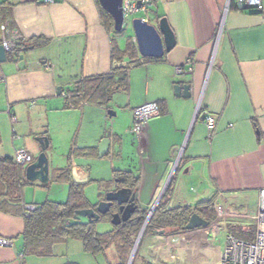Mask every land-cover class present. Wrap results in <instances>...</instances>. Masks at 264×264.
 Here are the masks:
<instances>
[{
  "label": "crops",
  "instance_id": "obj_1",
  "mask_svg": "<svg viewBox=\"0 0 264 264\" xmlns=\"http://www.w3.org/2000/svg\"><path fill=\"white\" fill-rule=\"evenodd\" d=\"M234 2L154 0L138 18L152 25L165 19L174 43L161 58H149L139 54L133 31L122 36L107 27L98 0H0V26L6 38L20 36L17 50L33 39L44 42L19 52L23 70L12 53L0 62V157L13 159L21 147L33 162L41 152L35 138L48 141V183L26 181L20 203L0 208V239L12 240L11 247L0 246V264L51 257L24 253L22 206L65 201L69 183L54 177L66 168L74 183L85 184L91 207L115 190L116 171H128L136 177L135 201L146 215L167 188V210L212 200V208L217 202L230 214L219 221L217 234L209 227L213 218L205 228L146 235L140 255L154 264H219L224 246L216 237L222 231L253 240L258 192L264 189V13L238 10ZM187 59L192 71L177 75ZM113 67L126 69V90L105 105L68 107L66 93L76 82ZM187 84L189 97H176L173 87ZM150 102L161 111L138 139L130 131L132 110ZM206 117L215 119L212 132ZM103 139L109 145L100 157ZM100 224L96 230L105 229L99 233L111 230L109 222ZM66 244L54 245L52 254ZM103 256L106 263L115 261L112 248Z\"/></svg>",
  "mask_w": 264,
  "mask_h": 264
},
{
  "label": "trees",
  "instance_id": "obj_2",
  "mask_svg": "<svg viewBox=\"0 0 264 264\" xmlns=\"http://www.w3.org/2000/svg\"><path fill=\"white\" fill-rule=\"evenodd\" d=\"M100 13L105 23H107V27L112 30L113 24L110 16L101 9ZM112 32L118 33L113 30ZM43 43L41 39H33L31 47H36ZM131 47V44L127 43L125 53L133 54ZM126 88V69L113 67L108 74L83 78L76 82L73 88L66 93L69 97L68 107H77L82 102L105 105L115 92L126 90ZM157 105L161 111L159 103ZM22 168V165L16 164L13 159L0 157V208L5 211V202L13 205L20 203L22 189L28 184L22 178ZM69 172L70 170L66 168L60 170L54 177L56 182L65 180L69 183L68 196L65 202L58 203L46 200L36 205L35 211L30 216H25L22 212L24 217V253L37 256H52V247L54 245L65 243L68 240H77L81 242L84 252L92 256L103 255L112 248L115 261L106 264H127L130 251L144 222L146 212L137 206L126 222L112 226L111 230L107 232L99 233L96 230V224L104 221L109 222L110 215H101L97 222L75 217V211L94 208L95 206L91 207L85 198L83 191L85 184L74 183ZM114 179L116 182L115 189L127 187L136 196V177L131 172L116 171ZM168 194L169 190L167 188L161 201L151 214L142 238L152 232L161 230L164 231V234L170 235L182 233L184 232L183 227L193 213L208 222L213 220L212 200L198 203L194 207L167 210L162 200L168 197ZM140 245L135 251L131 264H154L140 255Z\"/></svg>",
  "mask_w": 264,
  "mask_h": 264
},
{
  "label": "water",
  "instance_id": "obj_3",
  "mask_svg": "<svg viewBox=\"0 0 264 264\" xmlns=\"http://www.w3.org/2000/svg\"><path fill=\"white\" fill-rule=\"evenodd\" d=\"M121 1L122 0H98V3L103 11L111 17L115 32L122 31L123 18L121 12ZM131 27L138 52L142 57L161 58L163 53L168 51L173 46V35L165 19H160L157 24L152 25L140 18H135L131 21ZM31 49V46H25L20 50L15 49L12 52L14 60L17 62L18 69L23 70L25 68V63L19 52H25ZM5 60L6 53L0 45V62H4ZM173 88L174 95L176 97L181 96L183 98H188L190 95L189 84L183 86L175 85ZM56 91L57 94L60 93L59 88H57ZM35 141L39 144L41 152L37 155L33 162L25 167L24 179L29 183L39 182L41 184H47L48 159L45 152L48 149V141L45 137H36ZM108 145V139L101 140L98 146L100 157L107 152ZM136 208L137 205L135 204V196L129 188L122 187L105 193L103 200L99 201L94 208L77 210L74 215L80 219L93 220L97 222L101 215L109 214L110 224L112 226H116L121 222H126L134 213ZM152 212L149 211L144 219V222L133 243L127 264H131L139 238L142 235ZM208 225V221L203 220L197 214L193 213L188 218L183 230L192 231L198 228H205ZM155 233L162 235L164 231L161 230Z\"/></svg>",
  "mask_w": 264,
  "mask_h": 264
},
{
  "label": "built area",
  "instance_id": "obj_4",
  "mask_svg": "<svg viewBox=\"0 0 264 264\" xmlns=\"http://www.w3.org/2000/svg\"><path fill=\"white\" fill-rule=\"evenodd\" d=\"M55 0H42L44 4L54 3ZM154 0H122L121 12H122V28L125 27L127 20L138 15L139 13H145L152 7ZM235 7L241 11L252 10L257 13H264V0H235ZM141 19V18H140ZM146 21V19H142ZM2 34L0 45L4 49L5 53H12L20 41V36L17 33H13L9 38H6L5 25L0 26ZM187 68L177 67L175 73L180 75L184 72L192 71L191 59L185 61ZM69 100V97L67 96ZM160 114V109L157 103L150 102L142 104L132 110V124L131 133L140 139L146 123ZM11 122H14V118L11 117ZM205 125L210 132L214 130L215 119L213 117L205 118ZM13 160L18 165H28L32 162V157L28 152L19 147L15 148ZM162 192L152 201L150 211L152 212L156 207L158 200ZM36 205L24 204L23 214L30 216L35 211ZM213 210L215 213L214 220L210 223V228L213 234L219 233V221L230 216V214L217 202L213 204ZM256 221L255 236L253 240L246 241L237 239L231 235L225 236V244L223 252L220 255L219 264H264V189L258 192V204L257 211L254 216ZM1 247H11V239H0ZM22 256V255H21ZM20 257V255H19Z\"/></svg>",
  "mask_w": 264,
  "mask_h": 264
},
{
  "label": "rangeland",
  "instance_id": "obj_5",
  "mask_svg": "<svg viewBox=\"0 0 264 264\" xmlns=\"http://www.w3.org/2000/svg\"><path fill=\"white\" fill-rule=\"evenodd\" d=\"M138 16L139 15H136V16L132 17L131 19L127 20L125 27L122 29L123 30L122 33L120 32V34L122 36H126L127 34L132 32L131 21L135 18H138ZM121 39H122V37H121ZM90 193L92 194L93 191H91V188L88 187L87 188V195L89 196ZM51 199L52 198L50 197V200ZM28 200L31 201L30 198ZM63 200H65V199H63ZM65 201H63V202H65ZM100 223H103V222H100ZM100 223H98V225H101ZM109 225H111L110 220H109ZM97 228H98V232H103V230L105 229L104 226H97ZM142 237H143V233L139 238L138 244L136 246V250L139 247V245L141 244ZM224 241H225V235H224V232L222 231V233L216 237V243H219L222 246H224V244H225ZM52 255L53 256H51V257H47V258H43V259L35 258V257H29L28 263H30V264H36V263H39V264H64V263H75L76 262V263H80V264H91V263L92 264H95V263L96 264H106L105 257L102 254L92 256L91 254L84 252V250L82 249L81 242L77 241V240H68L67 244L62 246L58 253L54 252Z\"/></svg>",
  "mask_w": 264,
  "mask_h": 264
}]
</instances>
